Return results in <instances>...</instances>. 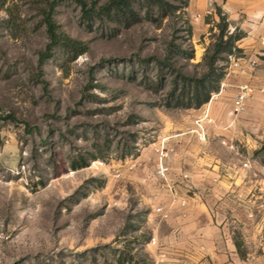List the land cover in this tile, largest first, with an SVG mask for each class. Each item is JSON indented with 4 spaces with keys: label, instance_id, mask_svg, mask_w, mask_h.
I'll list each match as a JSON object with an SVG mask.
<instances>
[{
    "label": "rangeland",
    "instance_id": "obj_1",
    "mask_svg": "<svg viewBox=\"0 0 264 264\" xmlns=\"http://www.w3.org/2000/svg\"><path fill=\"white\" fill-rule=\"evenodd\" d=\"M82 1L90 8L91 0ZM164 1L176 9L162 14L136 0L140 21L125 26L87 20L72 0L51 11L54 0H0V264H117L131 255L154 264L148 244L167 219L164 192L172 190L139 170L157 161L161 143L172 149L181 129L197 137L206 104L179 109L166 102L179 94L181 76L206 73L203 57L219 33V17L204 15L209 26L194 37L202 22L191 0ZM48 12L57 33L83 43L84 54L71 60L60 46L48 51ZM235 29L228 23V34ZM207 117L203 127L215 125ZM214 138L237 151L225 136ZM261 144L244 166L261 186L240 199L245 217L236 233L250 264H264Z\"/></svg>",
    "mask_w": 264,
    "mask_h": 264
},
{
    "label": "crops",
    "instance_id": "obj_2",
    "mask_svg": "<svg viewBox=\"0 0 264 264\" xmlns=\"http://www.w3.org/2000/svg\"><path fill=\"white\" fill-rule=\"evenodd\" d=\"M213 6L220 9L232 30L237 28L244 34L236 42L235 55L242 62L224 75L218 93L201 108L215 121V125L204 126L207 141H199L181 129L169 142L174 153L166 162V181L172 191L164 192L162 207L168 214L153 235L158 245L148 244L154 264H250L239 252L236 233L243 230L240 224L245 217L240 199L261 186L259 178L253 180L255 171L245 172L244 166L245 159L264 139V94L257 91L264 86V0H191L189 9L202 22L194 25V37L209 26L201 21L204 15L216 21ZM249 61H256V66L250 67ZM242 84L255 92L245 112L233 121L231 109ZM218 135L225 136L230 145L233 142L231 146L237 151L220 145L214 138ZM155 167L156 160L145 162L139 173L142 177L154 175ZM253 167L258 170L255 163ZM233 200L236 205L231 204Z\"/></svg>",
    "mask_w": 264,
    "mask_h": 264
},
{
    "label": "trees",
    "instance_id": "obj_3",
    "mask_svg": "<svg viewBox=\"0 0 264 264\" xmlns=\"http://www.w3.org/2000/svg\"><path fill=\"white\" fill-rule=\"evenodd\" d=\"M67 1V0H54L50 3V11L53 8L55 2ZM79 4L83 10V16L87 20L93 17L103 18L105 17L108 21L116 24L130 26L140 21L138 13L134 10L133 2L136 0H108L102 5H98L96 0H91V6L85 9V2L82 0H72ZM144 2V6H152L160 10L162 14L165 12L167 7H170L164 0H141ZM184 4L187 3V0ZM172 10L176 8L170 7ZM219 17V23L217 29L219 31L215 43L210 49L206 50L203 57V63L206 67V73L201 77H186L181 76L180 82L181 87L179 94L170 93L169 99L166 102V106L169 108L179 109H198L203 105L207 104L212 94L217 93L220 87V83L225 75V68L228 64V57L235 55L238 51L236 48V42L241 40L244 34L237 29L233 33L228 34V23L224 15L221 14L220 10L216 11ZM45 24L50 39V45L48 51L53 46H60L64 51L71 54V60H75L78 56L86 52V47L83 43L71 39L62 33H57V28L53 22L50 13L45 14ZM191 34V28L188 29ZM193 53L188 55L191 59ZM260 152H264V141L261 144ZM264 163V160L262 161ZM85 163L82 162L79 165H73V168L79 169L85 167ZM145 259L139 258L136 255H131L129 259L118 257L117 264H141L145 263Z\"/></svg>",
    "mask_w": 264,
    "mask_h": 264
},
{
    "label": "built area",
    "instance_id": "obj_4",
    "mask_svg": "<svg viewBox=\"0 0 264 264\" xmlns=\"http://www.w3.org/2000/svg\"><path fill=\"white\" fill-rule=\"evenodd\" d=\"M200 16L198 15L197 18ZM229 63H228V68L226 69V73H228L231 69H236L239 68L242 62L241 58H236L235 55H231L228 57ZM249 66L250 67H255L256 66V61H249ZM258 92L264 94V86L260 89L257 90ZM255 90L247 85V84H242L239 86L238 91L234 97L232 109H231V115L235 119L238 115L242 114L246 110V103L253 97ZM208 114L204 113L203 119H199L196 123L198 127V132H197V138L199 141H205V130L203 125L201 124L204 119L208 118ZM233 119V121H234ZM223 144H225L223 142ZM233 148V146H231ZM155 152L157 153V161H156V167L154 171V177L161 183H165V185L168 187L169 190H172L171 187L166 183V178L167 174L169 172V166L166 163V159L168 155L172 152V149L166 148L165 147V142L161 143L159 147L155 149ZM182 205H185V202H182ZM159 212L160 209H157ZM149 244L157 246L158 243L154 237L150 239ZM162 257L164 256L163 254L161 255Z\"/></svg>",
    "mask_w": 264,
    "mask_h": 264
}]
</instances>
